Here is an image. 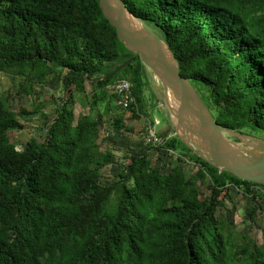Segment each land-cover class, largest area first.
<instances>
[{"label":"trees","instance_id":"16d2710c","mask_svg":"<svg viewBox=\"0 0 264 264\" xmlns=\"http://www.w3.org/2000/svg\"><path fill=\"white\" fill-rule=\"evenodd\" d=\"M123 1L169 45L219 126L264 139V0ZM130 56L99 0H0V76L19 96L57 82L70 93L44 140L19 147L12 133L25 129L24 117L63 99L15 112L11 93H0V264H264V243L218 213L238 189L255 222L264 186L198 157L169 133L165 113L160 146L142 144L122 163L100 151L102 107L116 104V133H135L129 117L152 116L139 56L115 73L114 62ZM121 79L132 85L129 109L109 89ZM75 95L94 116L76 117ZM150 124L138 126L143 136ZM187 162L200 167L194 175ZM115 163L122 167L106 182L102 170Z\"/></svg>","mask_w":264,"mask_h":264},{"label":"water","instance_id":"95a60500","mask_svg":"<svg viewBox=\"0 0 264 264\" xmlns=\"http://www.w3.org/2000/svg\"><path fill=\"white\" fill-rule=\"evenodd\" d=\"M99 5L118 40L131 53L124 63L114 62L115 73L139 56L162 85L170 114H165L170 118L169 133L220 171L264 186V139L219 126L197 89L181 75L169 45L131 13L123 0H99Z\"/></svg>","mask_w":264,"mask_h":264},{"label":"rangeland","instance_id":"374dc122","mask_svg":"<svg viewBox=\"0 0 264 264\" xmlns=\"http://www.w3.org/2000/svg\"><path fill=\"white\" fill-rule=\"evenodd\" d=\"M148 28L156 35H158L155 29L151 27ZM145 73L146 76H144V79L145 81H147L146 86H148L146 87V89H144V98H146L148 105L150 106L152 119H159L160 124L156 126V129L162 139L160 132L167 127L164 113L167 116L169 115L170 117V114L168 113L169 110L163 100L164 91L161 83L148 68L145 69ZM118 77L119 79L123 78L124 74L122 73ZM15 84L16 82L11 80L10 78L0 76V93L3 94L7 91V93H11L10 107L15 112L20 111L21 108H28V110L32 109V105L35 102L43 100V102H46L48 99H52V95H54L55 98L63 99L60 100L57 106H55V104H52L49 106L46 105L44 107L43 111L45 115L48 116L47 119L41 118V113L43 111L29 117H24L27 119L25 129L14 131L12 133V137H14L15 141L17 142V147H19V145H24V143H26L33 137L39 141H43L45 138V126L55 119L57 109L60 106L59 104L62 105L67 100L70 93L69 91L64 90L62 84H60L59 88L55 90V88L57 87L56 85L59 84V82H57L47 85V87L45 88H36V92L33 94V96H19L16 92L17 88L15 87ZM87 89V92L91 97L92 86L88 84ZM156 98L158 102H156ZM157 104L161 105L162 108L160 109ZM113 105L114 108L111 112L108 108H106V106L101 108V113L104 115V122L100 128V151H113L116 154L117 160L121 161L122 163V161L124 162V158H129L131 154H140L141 151H144V149L141 148V145L143 144L141 142L143 133H141V130L140 128H138V126L143 127L145 125V117L142 116L140 120L136 121L135 119H132V117L127 118L128 126L132 127L135 130L134 134L125 131L116 133L113 127V121L115 119V115L119 112V110H117V108L115 107L116 104ZM70 108L74 109L76 117L80 114L94 116L96 113V111L90 110L88 106L82 107L80 105V100L76 95L73 98V105H71ZM136 122H138V126ZM244 135L255 136L248 133ZM232 140L237 141L235 138H232ZM155 159H157V155L155 156ZM165 159L170 160L171 157L168 156L165 157ZM121 167L122 165L115 163V165L104 168L102 170L104 180L106 182L112 180L113 177L120 171ZM184 167L188 175H194L200 168L194 163L189 164V162H187ZM202 191L204 192V194H208V190L206 189V187H203ZM226 198L227 208L220 209L218 212L219 215L232 219L234 221L235 230L237 233H247L252 238H255L259 244L264 243V209L258 212L255 222H249L247 218V211L251 208V204L247 201L243 193L238 189H233L230 191L229 195L226 196Z\"/></svg>","mask_w":264,"mask_h":264},{"label":"built area","instance_id":"2783aa9c","mask_svg":"<svg viewBox=\"0 0 264 264\" xmlns=\"http://www.w3.org/2000/svg\"><path fill=\"white\" fill-rule=\"evenodd\" d=\"M109 89L118 95L117 104L120 107L129 109L130 107L135 105L136 100L133 95L132 85L128 80H117L109 87ZM159 124L160 122L158 120H155L154 124H150L147 127L142 139L144 146L157 147L161 145L162 139L156 129V126Z\"/></svg>","mask_w":264,"mask_h":264},{"label":"crops","instance_id":"0c3cea01","mask_svg":"<svg viewBox=\"0 0 264 264\" xmlns=\"http://www.w3.org/2000/svg\"><path fill=\"white\" fill-rule=\"evenodd\" d=\"M159 107L162 108L161 105H159ZM150 118H151L150 116L145 117V125L143 126V128H145L147 126V123L150 124V122H151ZM155 120L159 121V119H155Z\"/></svg>","mask_w":264,"mask_h":264},{"label":"clouds","instance_id":"9594fccd","mask_svg":"<svg viewBox=\"0 0 264 264\" xmlns=\"http://www.w3.org/2000/svg\"><path fill=\"white\" fill-rule=\"evenodd\" d=\"M155 121V120H154Z\"/></svg>","mask_w":264,"mask_h":264}]
</instances>
